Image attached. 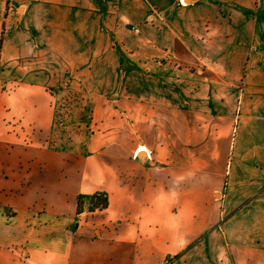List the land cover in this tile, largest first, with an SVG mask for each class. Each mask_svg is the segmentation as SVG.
<instances>
[{"label": "crops", "instance_id": "1", "mask_svg": "<svg viewBox=\"0 0 264 264\" xmlns=\"http://www.w3.org/2000/svg\"><path fill=\"white\" fill-rule=\"evenodd\" d=\"M183 1L0 0L4 45L20 55L44 33L62 64L92 79L93 117L108 91L129 109V155L112 153L117 164L102 162L105 152L72 169L67 152L9 155L14 166H36L26 185L23 169L3 178L0 162V205L15 213H0V264H264V140L213 133L215 112L228 125L259 118L264 0ZM169 57L176 66L164 64ZM24 95L21 119L47 136L52 99ZM148 109L163 112L168 132L154 149L142 140ZM97 190L108 206L77 213V194Z\"/></svg>", "mask_w": 264, "mask_h": 264}, {"label": "rangeland", "instance_id": "2", "mask_svg": "<svg viewBox=\"0 0 264 264\" xmlns=\"http://www.w3.org/2000/svg\"><path fill=\"white\" fill-rule=\"evenodd\" d=\"M183 2L185 3V1ZM41 34L42 36L33 39L31 45L28 44L23 47L21 54L17 55L14 45L3 44L2 38L5 34L4 32L0 33V162L3 166L2 177H15V174H11L7 170V168L14 166L12 160L9 159V155L30 153L39 149V147L69 153L65 156L67 159H64L66 164L64 169H72L77 158L81 156H85V160L92 163L94 161L93 155L104 152L102 162L112 165L117 164L116 159L111 158L112 153L123 154L126 152L129 155V109H126L124 103L119 108L116 102L113 101L114 97L108 91L107 95L103 97L101 110L93 117L94 105L91 101L93 96L90 95L93 93L89 91L93 83L92 79H79L78 65L62 64L57 54L60 49H51L45 34ZM163 59H165L164 64L176 66V63L171 61V57ZM259 68L264 70V64L259 65ZM123 86L124 81H121L119 85L115 86L114 90L119 91ZM28 91H33V99H39L43 96L45 98L46 96L50 97V103L52 99L57 122L50 127L47 136L45 131L40 130L30 122H23L20 117L23 113L25 114L23 107L27 101L24 94ZM123 100H127V98L124 96ZM256 102L262 105L260 111H258L259 118H250L244 123L235 125L232 119L228 125L227 120L222 118L223 114L220 112L213 113L214 138L221 140V135L227 131L228 127L231 138L235 135L237 141L246 138L251 141L262 142L264 140V102L261 97L256 98ZM230 105H233L232 101ZM144 115V119H140L141 122L143 121L142 127L145 132L142 140L151 144L154 149L168 133L165 129V118L163 112L151 111L150 109ZM90 116L91 119H89ZM202 116L196 117V119L202 122L205 120V116ZM112 120L117 122L109 124ZM199 129L205 131V127ZM210 130L211 126L208 125L206 128L208 136ZM170 132L171 130H169ZM118 134H120V137L117 139L116 135ZM204 142L205 134L203 132L198 136L197 143L194 146L195 150H198L197 148L200 146L202 147ZM87 158L90 160H87ZM87 162L85 163L87 164ZM4 163L6 164L3 165ZM47 164L48 166L45 165L44 168H50V163ZM55 164H51V167ZM40 165L41 162L38 163V169H44ZM14 167V172L23 169V183L28 185L30 172L36 166L29 163V159H26L23 163L19 161ZM41 174L37 177L39 181L44 179V172ZM211 182L220 190L222 189L218 177H211L209 183ZM5 194L9 193L5 192ZM79 194L88 195L91 193H78L77 195ZM214 194V197L219 196L217 192ZM0 213L6 217L15 214L12 208L7 205H2V207L0 205ZM219 216L216 225L221 224L223 221L221 220L222 215Z\"/></svg>", "mask_w": 264, "mask_h": 264}, {"label": "trees", "instance_id": "3", "mask_svg": "<svg viewBox=\"0 0 264 264\" xmlns=\"http://www.w3.org/2000/svg\"><path fill=\"white\" fill-rule=\"evenodd\" d=\"M92 112V107H91ZM91 115V114H90ZM56 111L53 115V125L57 122ZM91 119V116L89 117ZM60 123V121H58ZM88 123V122H87ZM108 194L104 190H97L91 194H79L76 197V211L81 213L86 210L88 212H94L95 210H103L108 206Z\"/></svg>", "mask_w": 264, "mask_h": 264}, {"label": "built area", "instance_id": "4", "mask_svg": "<svg viewBox=\"0 0 264 264\" xmlns=\"http://www.w3.org/2000/svg\"><path fill=\"white\" fill-rule=\"evenodd\" d=\"M181 3H184L183 0H180ZM134 31H137V29L135 27H133Z\"/></svg>", "mask_w": 264, "mask_h": 264}, {"label": "bare ground", "instance_id": "5", "mask_svg": "<svg viewBox=\"0 0 264 264\" xmlns=\"http://www.w3.org/2000/svg\"><path fill=\"white\" fill-rule=\"evenodd\" d=\"M144 150V148H139L138 151Z\"/></svg>", "mask_w": 264, "mask_h": 264}]
</instances>
